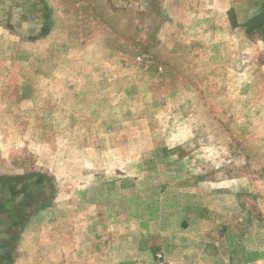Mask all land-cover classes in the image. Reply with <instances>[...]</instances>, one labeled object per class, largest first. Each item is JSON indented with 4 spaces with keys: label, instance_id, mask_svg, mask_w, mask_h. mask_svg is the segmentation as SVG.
I'll use <instances>...</instances> for the list:
<instances>
[{
    "label": "rangeland",
    "instance_id": "rangeland-1",
    "mask_svg": "<svg viewBox=\"0 0 264 264\" xmlns=\"http://www.w3.org/2000/svg\"><path fill=\"white\" fill-rule=\"evenodd\" d=\"M0 264H264V0H0Z\"/></svg>",
    "mask_w": 264,
    "mask_h": 264
}]
</instances>
